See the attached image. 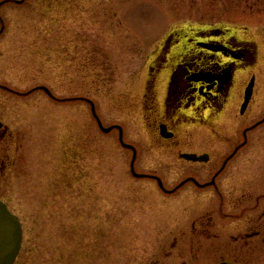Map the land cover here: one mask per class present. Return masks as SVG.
Instances as JSON below:
<instances>
[{"label":"rangeland","instance_id":"rangeland-1","mask_svg":"<svg viewBox=\"0 0 264 264\" xmlns=\"http://www.w3.org/2000/svg\"><path fill=\"white\" fill-rule=\"evenodd\" d=\"M233 26L237 39L250 41L258 61L238 85L256 75L257 86L264 73V0H0V83L21 93L53 86L57 99L54 111L40 90L25 98L24 131L15 146L27 154L29 171H40L28 179L49 181L55 167L58 181L0 183V200L19 216L24 203L37 209L34 200L40 197L96 201L91 211L77 209L81 204L75 202L71 217L61 203L60 216L26 219L16 264H181L185 253L168 244L183 222L180 194L166 199L150 178L134 177L133 153L121 146L117 130L100 129L92 107L105 128L118 125L124 141L136 148V173L174 185L182 171L151 148L140 115L144 64L173 32ZM72 44L70 61L62 46ZM14 99L0 89V101ZM82 99L93 103L89 111Z\"/></svg>","mask_w":264,"mask_h":264},{"label":"flooded vegetation","instance_id":"flooded-vegetation-1","mask_svg":"<svg viewBox=\"0 0 264 264\" xmlns=\"http://www.w3.org/2000/svg\"><path fill=\"white\" fill-rule=\"evenodd\" d=\"M244 32L245 29L239 31ZM186 33L165 36L159 49L148 55L144 64L148 78L141 100L131 105L134 112L137 102L140 105L151 148L179 165L182 178L170 186V182L158 177L136 173V148L124 141V132L121 135L118 125L111 126V131L117 130L121 146L133 153L134 177L150 178L165 198L180 194L183 222L168 244L172 250L185 253L181 264H264V73L259 74L257 86L256 75L238 85L258 61L256 51L248 48L250 41L237 39L235 26L226 30L189 29ZM70 46L62 48L73 61L74 44ZM57 48L56 56L60 53ZM252 79L254 86L246 103ZM0 89L18 98L0 101V183H58L55 167L49 181L28 179L40 171L33 169L35 174L29 171L25 164L27 154L15 146V140L24 131L20 118L28 108L25 98L40 90L49 97L48 104L55 111L57 99L52 94L55 89L38 85L21 93L2 83ZM82 102L89 111L93 103L86 99ZM57 119L54 115L55 130ZM95 119L102 130L100 118ZM186 155L204 159L194 161ZM20 175L25 179L19 180ZM72 187L73 183H69V188ZM75 202L81 204L77 209L88 211L94 210L90 206L96 203L89 196L74 195L35 198L38 207L34 211L24 203V214L17 215L23 239L16 262L25 246V220L34 218L38 223L48 213L51 217L60 216L61 203L71 217Z\"/></svg>","mask_w":264,"mask_h":264},{"label":"water","instance_id":"water-1","mask_svg":"<svg viewBox=\"0 0 264 264\" xmlns=\"http://www.w3.org/2000/svg\"><path fill=\"white\" fill-rule=\"evenodd\" d=\"M254 86V79L249 84L247 88L246 103L249 101L252 89ZM246 105L243 106V109ZM92 111L96 116L94 106ZM101 128L104 132L108 133L112 128H104L100 123ZM121 135L122 128L119 127ZM126 147L132 148L129 145H124ZM186 158L190 160H203L202 157H197L196 155H186ZM23 239L22 225L19 217L11 213L7 205L0 200V264H15L18 254L21 249Z\"/></svg>","mask_w":264,"mask_h":264}]
</instances>
